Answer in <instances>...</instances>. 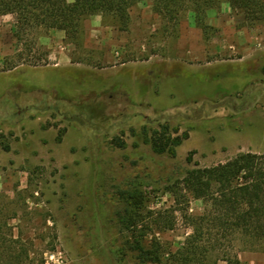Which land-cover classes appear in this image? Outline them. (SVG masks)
<instances>
[{
    "label": "rangeland",
    "instance_id": "374dc122",
    "mask_svg": "<svg viewBox=\"0 0 264 264\" xmlns=\"http://www.w3.org/2000/svg\"><path fill=\"white\" fill-rule=\"evenodd\" d=\"M59 31L19 40L15 17L0 15V218L38 264H158L139 262L119 193L168 208L166 186L188 169L264 153V18L221 1L170 19L145 0L126 26L97 14L74 40ZM175 137L174 155L153 149ZM181 211L147 239L180 247L191 233ZM238 256L264 264L261 252Z\"/></svg>",
    "mask_w": 264,
    "mask_h": 264
},
{
    "label": "trees",
    "instance_id": "16d2710c",
    "mask_svg": "<svg viewBox=\"0 0 264 264\" xmlns=\"http://www.w3.org/2000/svg\"><path fill=\"white\" fill-rule=\"evenodd\" d=\"M142 1L145 0H0V15L15 17L19 40L36 30H60L65 39L74 40L88 16L110 15L126 26L129 9ZM150 1L155 11L170 19H176L186 8L203 14L221 1L239 9L248 20L264 18L263 0ZM182 139L175 137L168 149L156 144L153 149L174 155V146ZM187 160H191L190 156ZM166 191L173 205L152 211L142 207V195L135 190L119 193L124 202L120 223L134 238L139 262L208 264L212 260L214 264H241L239 252L264 253V153L240 152L217 165L195 166L168 184ZM191 200L201 201L200 213L187 212ZM177 210H182L191 233L180 247L168 251L155 236L147 239V235L172 229ZM38 263L41 259L36 258L31 247L19 236L14 237L5 219L0 218V264Z\"/></svg>",
    "mask_w": 264,
    "mask_h": 264
},
{
    "label": "crops",
    "instance_id": "0c3cea01",
    "mask_svg": "<svg viewBox=\"0 0 264 264\" xmlns=\"http://www.w3.org/2000/svg\"><path fill=\"white\" fill-rule=\"evenodd\" d=\"M60 32V31H59ZM61 36H62V33H61Z\"/></svg>",
    "mask_w": 264,
    "mask_h": 264
}]
</instances>
